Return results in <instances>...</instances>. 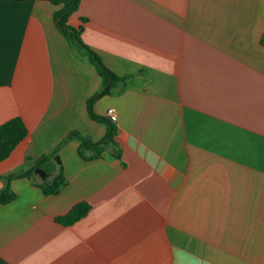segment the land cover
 <instances>
[{"label": "crops", "instance_id": "obj_1", "mask_svg": "<svg viewBox=\"0 0 264 264\" xmlns=\"http://www.w3.org/2000/svg\"><path fill=\"white\" fill-rule=\"evenodd\" d=\"M57 7L0 0V124L28 129L0 161V190L71 130L107 129L87 110L102 78ZM69 22L124 78L94 104L116 109L121 159L85 160L72 137L55 193L40 168L11 179L0 264H264V0H81ZM80 202L85 215L57 221Z\"/></svg>", "mask_w": 264, "mask_h": 264}, {"label": "trees", "instance_id": "obj_2", "mask_svg": "<svg viewBox=\"0 0 264 264\" xmlns=\"http://www.w3.org/2000/svg\"><path fill=\"white\" fill-rule=\"evenodd\" d=\"M35 1V0H31ZM58 7L53 13L55 25L65 36L69 44L79 53L86 55L95 65L99 75L102 78V87L87 99V110L91 118L106 124L104 136L94 141L88 135L78 130H71L67 136L49 152H45L37 158L27 157L26 167L17 172L2 176L5 186L0 190V203H8L16 197V193L10 186L11 179L15 177H27L34 181L35 171L40 168L49 178L36 182L45 195L55 193L65 181L64 167L61 161L57 162L60 147L72 137L80 140L78 153L85 160H90L101 156L105 152H110L117 158L121 159V149L116 142L118 126L108 115H99L94 110L95 102L105 96L119 91L118 83L124 81L123 77L118 76L102 61L99 54L88 46L81 38L82 26L76 27L69 22L70 17L78 9L81 0H49ZM85 21V18H82ZM264 44V34L261 38ZM28 133L27 125L20 116H14L0 124V161L7 158L12 150L22 141ZM89 204L80 202L75 204L67 213L56 217L57 221L70 224L87 213Z\"/></svg>", "mask_w": 264, "mask_h": 264}, {"label": "built area", "instance_id": "obj_3", "mask_svg": "<svg viewBox=\"0 0 264 264\" xmlns=\"http://www.w3.org/2000/svg\"><path fill=\"white\" fill-rule=\"evenodd\" d=\"M107 114L113 121H117V112L114 107H110L107 111Z\"/></svg>", "mask_w": 264, "mask_h": 264}]
</instances>
